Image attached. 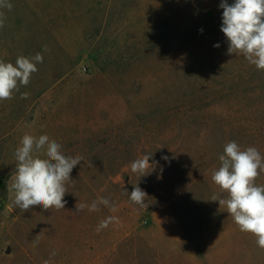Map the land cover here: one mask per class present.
<instances>
[{"label":"rangeland","instance_id":"1","mask_svg":"<svg viewBox=\"0 0 264 264\" xmlns=\"http://www.w3.org/2000/svg\"><path fill=\"white\" fill-rule=\"evenodd\" d=\"M10 2L0 60L43 63L0 101V264H264L256 237L210 200L227 142L264 155V70L227 53L221 0ZM25 133L82 158L64 209L13 206ZM144 154L154 170L139 178L130 164ZM137 183L148 208L129 200ZM98 197L117 210L76 212ZM108 216L119 223L97 232Z\"/></svg>","mask_w":264,"mask_h":264},{"label":"clouds","instance_id":"2","mask_svg":"<svg viewBox=\"0 0 264 264\" xmlns=\"http://www.w3.org/2000/svg\"><path fill=\"white\" fill-rule=\"evenodd\" d=\"M219 6L223 9L220 30L227 38V53L242 55L257 70H264V0H234L231 5L227 0H221ZM12 8L10 0H0V29L7 19L4 10L11 11ZM38 63H43L39 52L29 57L20 55L15 64L0 60V101L12 99L21 86L26 87L32 74L38 71ZM26 97L27 93L21 94V98ZM14 156L15 173L7 186L13 206L24 212L32 206H41L44 210L64 209V196L69 192L67 185L72 182L71 172L82 158L64 155L61 145L46 134L37 137L28 133L22 136ZM151 156L144 154L132 161L131 172L139 178L149 175L154 170V164L149 162ZM162 159L167 161L168 157ZM219 161L221 165L212 171L211 180L223 195L214 194L210 200L224 206L239 230L254 235L257 246L264 250V185L256 184V179L264 173V155L255 147L242 149L235 141H230L225 144ZM147 199L148 194L138 183L133 185L130 202L148 208ZM101 205L112 212L117 210L109 198L98 197L90 205H76V212L84 209L99 211ZM111 223H119L118 217L102 219L96 231L100 232ZM37 243L38 238L33 241V246ZM50 255L54 257L56 252ZM44 264H50V261L45 260Z\"/></svg>","mask_w":264,"mask_h":264},{"label":"crops","instance_id":"3","mask_svg":"<svg viewBox=\"0 0 264 264\" xmlns=\"http://www.w3.org/2000/svg\"><path fill=\"white\" fill-rule=\"evenodd\" d=\"M175 229H176V230L178 229V226H177V225H176ZM174 239L179 240L180 238L175 237ZM155 241H156V240H155ZM176 253L178 254V252H176Z\"/></svg>","mask_w":264,"mask_h":264},{"label":"built area","instance_id":"4","mask_svg":"<svg viewBox=\"0 0 264 264\" xmlns=\"http://www.w3.org/2000/svg\"><path fill=\"white\" fill-rule=\"evenodd\" d=\"M0 178H1V175H0Z\"/></svg>","mask_w":264,"mask_h":264}]
</instances>
